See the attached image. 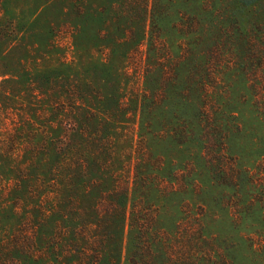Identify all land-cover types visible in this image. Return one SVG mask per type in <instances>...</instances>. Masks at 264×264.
Segmentation results:
<instances>
[{
	"label": "rangeland",
	"instance_id": "1",
	"mask_svg": "<svg viewBox=\"0 0 264 264\" xmlns=\"http://www.w3.org/2000/svg\"><path fill=\"white\" fill-rule=\"evenodd\" d=\"M109 2L0 0V151L5 155L0 158V264H25V257L44 264H68L78 262L83 257L79 253H94L92 247L84 248V242L74 244L64 236L65 231L55 230L63 215L79 213L85 222L94 223L87 217L93 206L97 204L101 214L113 209L108 195L97 192L102 188L101 176H84L78 170L86 150L96 152L95 157L110 165L120 193L133 189L148 172L157 174L160 162L189 157V151L175 146L170 138L160 141L146 134V140L139 134L138 117L130 104L137 94L156 87L144 85L148 73L151 75L147 45L138 44V35L129 28L117 31V18L127 14L125 9L130 3L113 0L112 10L100 13ZM164 37L160 54L157 52L165 69L160 85L166 81L162 95L173 97L187 89L183 79L192 77L198 59L187 62L185 70L187 48L183 40L176 33ZM215 73L221 79L218 89L224 91L230 72L218 69ZM114 92L122 112L118 113L115 130L110 132L112 138L107 139L103 133L95 134L98 124L94 115L101 111L104 97ZM82 127L89 128L88 132L74 136L78 134L72 133L74 129ZM161 130L154 131L160 134ZM249 130L244 127L245 132L237 136L247 133L248 139L258 137V131ZM242 144L249 149L246 138H242ZM216 147V151L221 149ZM63 157L67 159L64 162ZM213 158L231 163L230 157ZM59 164L69 174L65 181L70 189L58 180ZM203 168L207 172L204 164ZM73 185L78 186L77 190ZM171 187L165 183L160 189L170 192ZM17 190L18 198L14 194ZM151 204L159 205L156 201ZM184 207L164 205L155 212L157 217L153 213L147 217V223L162 233L164 251L182 257L192 249L213 245L217 250L212 253H230L228 257L244 253L234 252L230 245L234 232L229 227L228 213H221L207 202V213L199 207ZM199 223L211 224L208 236L214 240L202 242V234L197 235L201 243L198 246L193 236L198 233L195 229Z\"/></svg>",
	"mask_w": 264,
	"mask_h": 264
},
{
	"label": "trees",
	"instance_id": "2",
	"mask_svg": "<svg viewBox=\"0 0 264 264\" xmlns=\"http://www.w3.org/2000/svg\"><path fill=\"white\" fill-rule=\"evenodd\" d=\"M106 1L110 2L100 11L102 14L112 10L115 4L113 0ZM116 1L130 3L125 9L127 14L117 18V31L129 28L138 35V44L147 45V68L151 75L148 73L144 85L158 86L137 94L130 104L138 117L139 134L146 140V134L160 141L170 138L175 146L181 145L189 151V157L160 162L157 174L148 172L133 189L120 193L110 165L107 166L105 159L95 157L96 152L86 150L78 170L84 176H101L100 186L104 189L97 192L100 196L108 195L113 209L101 214L97 204L93 206L87 217L93 218L94 223L85 222L79 213L62 216L56 232L65 231L64 236L70 242H84V248L92 247L94 252L79 253L83 257L68 264H264V0ZM174 33L187 48L184 69L187 62L192 63L195 57L198 60L191 79H183L187 89L172 97L162 95L166 81L164 85L160 83L165 69L160 65L162 59L158 53L165 42L164 36ZM218 69L230 72L224 91L218 89L221 81L215 73ZM117 97L115 92L104 97L101 111L94 115L98 124L95 134L103 133L107 139L112 138L110 132L115 130L118 113L122 112ZM113 100L114 103L110 102ZM244 127L258 131V137L248 139L247 133L237 136L245 132ZM160 128V134L154 131ZM88 130L76 128L72 133L83 136ZM242 138L250 143L249 149L243 146ZM216 146L221 149L216 151ZM215 155L226 160L230 157L231 163L214 159ZM4 157L0 151V158ZM210 165L215 168L211 169ZM152 166L150 162L149 167ZM181 168L185 170L180 171ZM57 170L58 180L68 188L65 178L69 174L62 171L61 164ZM165 183L172 186L170 192L161 191ZM73 186L77 190L78 186ZM18 192H14L17 198ZM20 193L23 194V189ZM154 201L159 205H152ZM206 202L221 213H228L229 227L236 235L230 236V245L234 252L244 253L229 257L230 253H212L217 250L213 245L203 250L192 249V253H183L182 257L164 251L166 247L160 243L162 233L147 223L149 213L157 217L155 212L168 204L178 205L180 209L199 207L207 213ZM210 225L199 223L195 229L198 233H194L193 241L198 246L200 238L202 242L214 240L213 236L209 237ZM92 230L96 231L95 235ZM23 262L44 264L32 257H25Z\"/></svg>",
	"mask_w": 264,
	"mask_h": 264
}]
</instances>
